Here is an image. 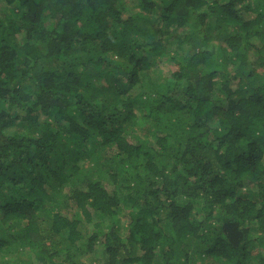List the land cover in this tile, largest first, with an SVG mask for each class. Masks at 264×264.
Masks as SVG:
<instances>
[{
	"label": "trees",
	"instance_id": "trees-1",
	"mask_svg": "<svg viewBox=\"0 0 264 264\" xmlns=\"http://www.w3.org/2000/svg\"><path fill=\"white\" fill-rule=\"evenodd\" d=\"M1 251L264 264V0H0Z\"/></svg>",
	"mask_w": 264,
	"mask_h": 264
},
{
	"label": "rangeland",
	"instance_id": "rangeland-1",
	"mask_svg": "<svg viewBox=\"0 0 264 264\" xmlns=\"http://www.w3.org/2000/svg\"><path fill=\"white\" fill-rule=\"evenodd\" d=\"M130 9H134L133 6H135V2H132L130 4ZM132 7V8H131ZM2 10L4 11L5 9L1 6ZM8 12H10L9 8L7 9ZM249 17H251V15H249ZM146 25L145 23L141 24ZM234 34V30L231 29L229 27L228 32H221L219 29H215L213 31L212 34V39L210 40V42L205 46V48H209L211 46L212 43H217V41L223 39L224 37H228L229 35H233ZM172 43V42H171ZM172 48H174V45L171 46ZM180 53L185 54V55H191L193 53V49H191L189 46L182 44L181 45V51ZM249 58L251 59V61L254 60V54L252 49L250 50V54H249ZM158 64V63H157ZM152 65L149 68L145 69L144 72L146 73V76H144V79H146L148 82H155V83H161L165 76L164 73L162 71V69L160 67H158V65ZM94 72H92L91 74H89L91 77L92 81H97L98 77H97V73H102L100 72L101 70H93ZM95 71L97 73H95ZM19 129V125L17 124V122H14L13 124L9 125L8 128L6 129V132H11L14 130ZM79 163H82V161H79ZM69 166L68 165L65 166V168H67ZM16 254L12 251H1L0 252V264H6L7 262L11 261L12 259H15Z\"/></svg>",
	"mask_w": 264,
	"mask_h": 264
}]
</instances>
